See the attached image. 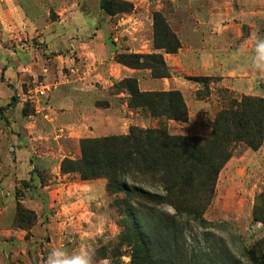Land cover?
Instances as JSON below:
<instances>
[{
    "label": "rangeland",
    "instance_id": "obj_1",
    "mask_svg": "<svg viewBox=\"0 0 264 264\" xmlns=\"http://www.w3.org/2000/svg\"><path fill=\"white\" fill-rule=\"evenodd\" d=\"M145 1L149 6L151 20L153 13L162 14L170 30L178 38V33L172 28L176 26L171 24L181 19L182 9L179 8L176 12L172 0ZM90 2L94 10L100 11L95 15L98 26L104 25V20L108 21L105 36L114 49L119 41L113 39H125L115 38L114 26L121 15L133 12L134 3L129 2L132 8L123 10L127 12L109 16L100 9L98 0L88 1V4ZM79 4L87 10L83 2ZM60 18L64 17L51 12L49 16H41L39 22L44 19L45 24H55ZM28 19L32 21L34 17ZM87 20L90 23L91 19ZM39 33L44 36L42 32ZM67 34L68 32L63 33V39H68L70 34ZM143 35L147 36L145 32ZM31 36L28 34L27 41L30 42L31 39L35 42L36 47L32 48V52H35L37 60V55L43 54L48 44L40 45H45V50L40 49L36 37ZM73 37L70 36L69 39L73 40ZM152 37L151 46L154 50ZM7 49L8 47H3L0 50L6 54ZM50 49L52 53H44L47 60L50 57L53 60L58 55L73 57V60L76 56L79 59L71 47L70 50L65 47L55 51L52 46ZM114 52V56L116 53H129L115 49ZM82 57L83 70L79 74L88 77L97 63L88 61L84 55ZM37 61L31 64L32 71L46 66V70H42L38 78L24 79L23 73L31 76L29 72L21 71L18 76L22 77V90L16 94L9 87L8 94L0 93V99L5 101L0 106V264H49L50 255L57 250L64 253L58 257L61 260L79 256L85 258L88 264H131V250L123 240L127 219L123 216V209L114 205L116 196L107 192L106 180H82L75 173H62L61 164L65 159L80 158L81 139L126 134L131 126L156 127L157 120L141 112L130 111L127 104L124 112L121 106L126 103L127 97H113L121 94L117 92V87H113L116 83L103 88V84L91 82L97 88V94L89 100V106L98 121L101 123L105 120V126L109 125V128L95 129L93 137L72 138L70 135L74 125L71 124L75 119L72 112L62 105H53L52 99L54 91L67 86L66 81L70 80L69 75L73 74L70 70L74 69L75 64L70 61L73 65H62L53 60V64L45 61L42 65ZM113 62L115 63L114 60ZM49 69L51 73L45 77ZM183 76L188 84L187 94L185 97L182 95L187 102L188 120L186 123L163 121L162 125L166 126L170 135L209 137L213 113L220 107L215 97L217 91H227L230 97L237 99L240 95L224 88L219 83V78L208 77L213 79V84L208 86L207 92L210 94L199 100L196 97L197 91L203 94L206 90L189 78L207 76H203L201 72H184ZM258 82H261V78ZM41 90L42 94L39 92ZM257 90L259 93L262 91L261 88ZM12 96L15 97L14 101L11 100ZM251 97L264 99V95ZM128 112H132V116ZM124 118L131 120V125H126V121L124 125L123 120H120ZM33 119L40 121L37 130L29 121ZM23 163L26 169L22 171ZM12 164L16 168L13 175L8 176L6 168L1 167ZM11 176L12 179L6 181ZM4 180L6 182L3 184ZM128 186L132 187L130 183ZM16 191H19V196H16ZM263 191L264 138L257 151L244 145L236 148L218 175L213 199L203 215L205 224L200 227L190 223L185 228L182 244L189 264H246L240 256L242 249H250L264 235L263 224L254 221L252 216L257 198ZM17 203L22 209L33 212L29 221H21L24 217L18 219ZM158 210L168 215L173 214L168 206L158 207Z\"/></svg>",
    "mask_w": 264,
    "mask_h": 264
},
{
    "label": "trees",
    "instance_id": "obj_2",
    "mask_svg": "<svg viewBox=\"0 0 264 264\" xmlns=\"http://www.w3.org/2000/svg\"><path fill=\"white\" fill-rule=\"evenodd\" d=\"M132 4L123 0H100L107 15L127 12ZM122 10V11H121ZM150 54L116 53L114 61L133 70H148L154 79L170 78L164 54H176L177 36L162 14H152ZM202 86L203 100L213 79L189 78ZM127 95V108L157 120L156 127L131 126L126 134L85 138L79 142L80 158L65 159L62 173H75L82 180H106V190L116 196L114 205L123 209L127 225L123 240L130 247L131 264H189L182 240L190 223L205 224L203 215L210 205L218 175L239 145L252 151L264 138V99L230 97L227 91L215 95L220 107L213 113L209 137L170 135L163 121L186 123L188 111L179 91L141 92L136 78L113 85ZM12 101L15 97H12ZM132 187H129L128 184ZM19 196V191H16ZM170 207L172 215L158 207ZM34 215L17 203V217L30 220ZM253 220L264 226V191L257 198ZM246 264H264V235L250 249H242Z\"/></svg>",
    "mask_w": 264,
    "mask_h": 264
},
{
    "label": "crops",
    "instance_id": "obj_3",
    "mask_svg": "<svg viewBox=\"0 0 264 264\" xmlns=\"http://www.w3.org/2000/svg\"><path fill=\"white\" fill-rule=\"evenodd\" d=\"M88 1L93 0H0V49H10L6 50V54L0 50V93L8 94L10 87L12 93L18 94L22 90V77L38 78L41 71L46 70V66L32 71L30 66L37 60L42 65L45 61L53 64V60L62 65L73 62L75 65L71 64L74 69L70 70L73 74L69 75L67 86L54 91L52 99L53 105H62L72 112L75 118L71 124L74 125L70 135L72 138L93 137L95 129L109 128V125L105 126V120V123L98 121L89 106V100L97 94V88L91 82H99L104 85L103 88H108L123 79L136 78L141 92L179 91L185 97L188 84L187 79L182 78L183 73L201 72L203 76L219 78V83L224 88L234 91L240 97L264 95V0H172L176 12L179 8L182 9L181 19L171 24L176 26L172 28L178 33L180 48L176 54L163 55L172 76L162 79L152 78L148 70H133L113 62L114 49L135 54H150L155 51L151 46L152 20L146 1L124 0L133 2L134 10L130 15L118 18L114 36L125 39H113L119 41L114 49L105 36L108 21L104 20V25L99 27L95 15L100 11L94 10L92 2L88 4ZM80 2L84 3L87 10ZM51 12L64 18L49 25L45 24L44 19L39 22L41 16H49ZM28 17L34 19L30 21ZM87 19H91L90 23ZM64 32L77 37H73V40L69 39L70 36L63 39ZM144 32L147 36L143 35ZM28 34L36 37L38 48L45 50V45H40L48 44L44 52L48 55L52 53L51 46L55 51L65 47L70 50L71 47L79 59L76 56L73 60V57L58 55L53 60L51 57L47 60L43 53L37 55L36 60L35 52H32L36 44L31 39L30 42L27 41ZM83 55L88 61L97 63L92 68L93 72L88 73V77L83 76L84 78L79 74L83 70ZM21 71L29 72L31 77L26 73L19 77ZM50 73L49 69L45 77ZM251 74L254 76H250ZM258 88H261V93L257 92ZM113 97L126 98L127 95L121 93ZM4 103L0 99V106ZM121 107L125 112L126 103ZM132 114L128 112L129 116ZM120 120H123L124 125L125 121L126 125L131 122L127 118ZM29 121L37 130L40 121ZM15 166L12 164L1 168L5 167L9 176L13 175ZM25 169L23 163L22 171ZM12 177H8L6 181H10Z\"/></svg>",
    "mask_w": 264,
    "mask_h": 264
},
{
    "label": "clouds",
    "instance_id": "obj_4",
    "mask_svg": "<svg viewBox=\"0 0 264 264\" xmlns=\"http://www.w3.org/2000/svg\"><path fill=\"white\" fill-rule=\"evenodd\" d=\"M264 47V46H262ZM64 253L57 250L54 251L49 257V264H88L87 260L83 257H74L70 260H61L58 257L63 256Z\"/></svg>",
    "mask_w": 264,
    "mask_h": 264
},
{
    "label": "built area",
    "instance_id": "obj_5",
    "mask_svg": "<svg viewBox=\"0 0 264 264\" xmlns=\"http://www.w3.org/2000/svg\"><path fill=\"white\" fill-rule=\"evenodd\" d=\"M41 94L43 93V91L41 90V91H39Z\"/></svg>",
    "mask_w": 264,
    "mask_h": 264
}]
</instances>
